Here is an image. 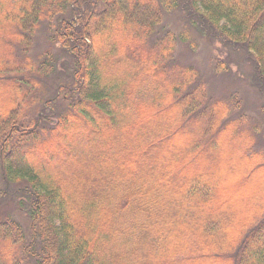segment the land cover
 I'll return each instance as SVG.
<instances>
[{
	"label": "trees",
	"instance_id": "trees-1",
	"mask_svg": "<svg viewBox=\"0 0 264 264\" xmlns=\"http://www.w3.org/2000/svg\"><path fill=\"white\" fill-rule=\"evenodd\" d=\"M181 9L251 60L264 99V0H0V206L29 232L0 211L4 264H264L260 124L173 58L195 45L162 24ZM42 27L62 72L50 48L32 59ZM31 94L46 113L22 110Z\"/></svg>",
	"mask_w": 264,
	"mask_h": 264
},
{
	"label": "rangeland",
	"instance_id": "rangeland-1",
	"mask_svg": "<svg viewBox=\"0 0 264 264\" xmlns=\"http://www.w3.org/2000/svg\"><path fill=\"white\" fill-rule=\"evenodd\" d=\"M184 11L185 10L181 9L170 14L163 13L162 16V24L169 28L170 31L172 30L174 33L179 34L182 31L187 30L191 34L193 38L192 40L195 43L193 48L188 42H176L173 48V58L181 65H192L198 70L200 81H202L200 83L204 84L205 91L209 97L220 98L224 101L230 102L232 107L237 103L240 108L239 110L233 109L232 112L234 115L243 112V114L250 117L251 121L260 124V131L262 134L257 137L256 142L253 145V150L264 153V112L261 110V105L264 103V99L254 85L251 60L249 58L247 59L246 55L243 53H240L242 52L240 49L238 50L233 46H229L226 43L224 44L221 39L205 36L197 31L195 27H191L188 23L187 17L182 15L184 14ZM35 34L36 37H34V43L32 44L34 46L31 51L32 59H39L38 55L43 53L45 49L50 48L52 54L55 55L57 70L62 72L67 54L62 52L57 45L50 46V44H48L47 34L45 33L44 27L38 30ZM218 61L227 62V72L218 73L216 71L215 67ZM46 82L54 87V89L51 90V93L54 94L58 89L60 80L55 79V81H52L51 83L50 79H48ZM32 96L33 94L27 98V101L24 102L21 108L27 115L33 118L39 113L40 115L46 113L49 110V107L45 106L44 110L41 108L43 101L37 103L31 102ZM65 106L66 103L59 100L58 107L63 108ZM116 149L117 151L115 152H118L119 149ZM77 151L85 152L81 143ZM66 158L67 157H63V159ZM64 161L66 160L61 161V166H57L56 170L52 169L51 174L54 183H58L59 178L62 177V173H60L63 171L62 168L67 172H70L72 170L71 167L75 166L77 162H80L78 159L70 162ZM1 188H3L2 184H0V189ZM15 206L16 203L14 204V201H7L0 206V211L6 214H12L14 218L19 220L24 228H26L28 217L24 211H21L19 207ZM27 229L28 228H26V230ZM26 232L28 235V230ZM21 252L20 249L17 250L16 255L20 257V255H22ZM0 264H4V262L0 261Z\"/></svg>",
	"mask_w": 264,
	"mask_h": 264
}]
</instances>
